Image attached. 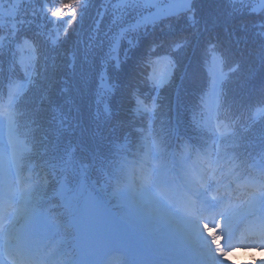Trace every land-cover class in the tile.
Returning a JSON list of instances; mask_svg holds the SVG:
<instances>
[{
  "label": "trees",
  "instance_id": "1",
  "mask_svg": "<svg viewBox=\"0 0 264 264\" xmlns=\"http://www.w3.org/2000/svg\"><path fill=\"white\" fill-rule=\"evenodd\" d=\"M254 1L69 0L54 20L53 0H0V112L23 146L20 212L70 238L88 193L122 204L146 144L157 175L174 150L183 167L211 154L224 178L264 186V2Z\"/></svg>",
  "mask_w": 264,
  "mask_h": 264
},
{
  "label": "rangeland",
  "instance_id": "2",
  "mask_svg": "<svg viewBox=\"0 0 264 264\" xmlns=\"http://www.w3.org/2000/svg\"><path fill=\"white\" fill-rule=\"evenodd\" d=\"M251 1L254 9L259 7L257 1ZM146 145V152L137 164L128 168L122 183L121 194L124 196L125 191L128 196L122 202L135 228L131 231L135 242L130 245L126 241L113 210L101 203L96 195L88 193L78 202L79 210L70 218L76 235L74 264H117L124 255L128 258L127 264H227L223 257L235 247L250 250L246 255L241 254L246 264H264V258H261L264 251V193L258 197L251 195L252 188H259L258 184L241 188L240 182L234 187H225L222 193L217 192L213 189L214 170L209 172L202 164L196 166V170L176 164L175 173L156 175L151 166V145ZM22 150L9 121L0 114V189H3L0 264H59L60 257L51 254L56 241L49 245H45L47 241H37L39 230L46 225L43 215L24 216L13 208L18 200L14 171ZM196 172H203L201 188L195 181ZM26 175L30 176L29 173ZM194 186L198 190L194 191ZM220 194L228 199L217 203L216 197ZM208 209L214 212V219L205 227L200 223L198 212L207 215ZM112 219L116 220L121 232L119 235L115 229V239L111 236ZM143 227L145 231H141ZM210 227L216 229L215 235L225 237L218 247L204 235ZM233 235L235 243L229 248ZM253 256L256 259H250Z\"/></svg>",
  "mask_w": 264,
  "mask_h": 264
},
{
  "label": "clouds",
  "instance_id": "3",
  "mask_svg": "<svg viewBox=\"0 0 264 264\" xmlns=\"http://www.w3.org/2000/svg\"><path fill=\"white\" fill-rule=\"evenodd\" d=\"M69 0H53V3L45 6V11L47 15L56 20V19H62V17H56L54 16V13L61 10L65 3H68ZM80 4V0H75V3L73 4V7L78 9ZM228 199L227 196H222L217 203H222L224 200ZM240 199L243 200V195H240ZM198 215L200 216V223L202 226H207L211 223V216H212V210H207V215H200L198 212ZM217 215L219 213L217 212ZM216 229L215 228H208V230L204 233V235L209 238L213 244V246H219L220 241L223 240L225 237L221 235H215ZM222 251V249H220ZM220 251H218V255L220 254ZM248 251L240 247L232 248L230 252H228L227 256H224L223 259L227 261V264H246L245 261L241 259V254H248ZM261 251V250H258ZM264 258V251H262V257ZM250 259H256V257H250Z\"/></svg>",
  "mask_w": 264,
  "mask_h": 264
},
{
  "label": "bare ground",
  "instance_id": "4",
  "mask_svg": "<svg viewBox=\"0 0 264 264\" xmlns=\"http://www.w3.org/2000/svg\"><path fill=\"white\" fill-rule=\"evenodd\" d=\"M123 227H124V229L126 230V234H127V238H128V240H129V241H132V242L134 243L135 240H134V238H133V236H132V233L127 231L128 229L126 228L125 224H123ZM192 232H193V231H191V233H192ZM233 241H234V240L232 239L229 247H231V245L233 244Z\"/></svg>",
  "mask_w": 264,
  "mask_h": 264
}]
</instances>
